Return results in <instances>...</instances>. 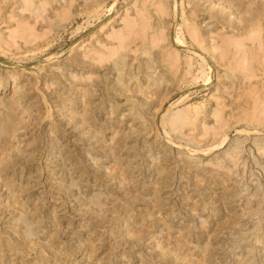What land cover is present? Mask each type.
Listing matches in <instances>:
<instances>
[{
    "label": "rangeland",
    "instance_id": "obj_1",
    "mask_svg": "<svg viewBox=\"0 0 264 264\" xmlns=\"http://www.w3.org/2000/svg\"><path fill=\"white\" fill-rule=\"evenodd\" d=\"M0 64V264H264V0H0Z\"/></svg>",
    "mask_w": 264,
    "mask_h": 264
},
{
    "label": "bare ground",
    "instance_id": "obj_2",
    "mask_svg": "<svg viewBox=\"0 0 264 264\" xmlns=\"http://www.w3.org/2000/svg\"><path fill=\"white\" fill-rule=\"evenodd\" d=\"M239 28V27H238ZM242 29V28H241ZM255 33V32H254ZM249 36V35H248ZM248 36H247V38H248ZM250 38V37H249ZM175 41V40H174ZM177 41V40H176ZM175 41V42H176ZM177 42H180V41H177ZM234 44H235V42H234ZM237 44V43H236ZM5 86V84H2V82H0V87H4ZM226 138V137H225ZM225 138L223 139L224 141H225ZM221 143H223V141L221 142ZM220 143V144H221ZM220 144H218V146L220 145ZM220 147V146H219ZM198 155V154H197Z\"/></svg>",
    "mask_w": 264,
    "mask_h": 264
},
{
    "label": "water",
    "instance_id": "obj_3",
    "mask_svg": "<svg viewBox=\"0 0 264 264\" xmlns=\"http://www.w3.org/2000/svg\"><path fill=\"white\" fill-rule=\"evenodd\" d=\"M0 65H1V64H0ZM252 135L264 136V132H259V133H255V134H252Z\"/></svg>",
    "mask_w": 264,
    "mask_h": 264
}]
</instances>
